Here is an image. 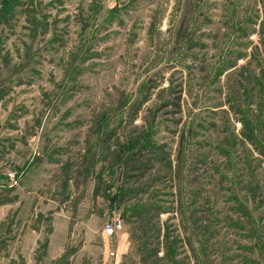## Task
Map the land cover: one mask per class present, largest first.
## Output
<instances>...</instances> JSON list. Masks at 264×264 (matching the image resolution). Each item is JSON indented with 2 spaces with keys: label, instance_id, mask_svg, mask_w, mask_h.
I'll return each instance as SVG.
<instances>
[{
  "label": "rangeland",
  "instance_id": "obj_1",
  "mask_svg": "<svg viewBox=\"0 0 264 264\" xmlns=\"http://www.w3.org/2000/svg\"><path fill=\"white\" fill-rule=\"evenodd\" d=\"M5 17L0 264H170L167 233L175 264H264V133L240 120L264 119V0H15Z\"/></svg>",
  "mask_w": 264,
  "mask_h": 264
},
{
  "label": "trees",
  "instance_id": "obj_2",
  "mask_svg": "<svg viewBox=\"0 0 264 264\" xmlns=\"http://www.w3.org/2000/svg\"><path fill=\"white\" fill-rule=\"evenodd\" d=\"M14 4H15V0H3L2 1V6L0 7V22H1V20L3 18H6L5 16H7L9 14L10 9L13 7ZM176 33H177V35L183 34V30H181V27L179 25L177 27ZM258 75L260 77L259 78L256 77V84H258V87H260V89L262 90L263 83H262V79L261 78L264 77L263 70H260V72H259ZM239 80H240L239 81V84L241 86H244V88H246L245 86H247L250 83V81L246 80L244 74H241V77H239ZM254 81H255V77H254ZM261 94H262V92L260 93V95ZM171 102H173L174 105H176L177 107H179V97L178 96H176L175 97V100H173ZM259 107H261L262 110H263V112H264V103H262V104L259 103ZM261 115L264 116V113L261 114ZM240 120L242 121V125H243L242 134H243L244 137H247V139L250 142H252L254 140V134H255L254 130H255V128H258V126H259V128H258L259 132L261 130L264 133V119L263 120L261 119V121H259V123H258L257 120H254V121H252L250 123L248 121L243 122V119H240ZM257 150H258V152H263V154H264V144L258 145ZM119 157H120V155H116L115 156L116 159L119 158ZM135 168L138 169V168H140V166L139 165H136ZM173 242H174L173 239H170L169 236H168V233H167L165 235V255H164V257L166 256L167 259H170L169 260L170 264H175L174 261L171 259L172 255L174 253V250H175L173 248V246H174V243ZM154 251L155 250H152L150 252V254H147L146 255L145 258L149 259L150 257L151 258L152 257H155L156 254H155ZM166 257L164 259H166ZM159 260H161V259H159ZM156 261H157V259L155 257V261L153 259V261H151V262L149 261L148 264H156ZM158 264H167V261H162V263H158Z\"/></svg>",
  "mask_w": 264,
  "mask_h": 264
},
{
  "label": "built area",
  "instance_id": "obj_3",
  "mask_svg": "<svg viewBox=\"0 0 264 264\" xmlns=\"http://www.w3.org/2000/svg\"><path fill=\"white\" fill-rule=\"evenodd\" d=\"M10 178L14 179V174H10ZM121 227V221L117 217H110L108 218L105 223L103 224V233L105 236H110L113 234L116 230L120 229Z\"/></svg>",
  "mask_w": 264,
  "mask_h": 264
}]
</instances>
